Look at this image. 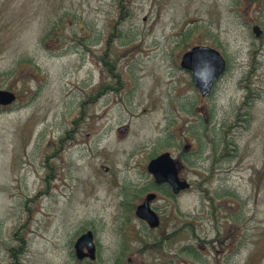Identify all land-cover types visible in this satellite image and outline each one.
<instances>
[{
	"label": "rangeland",
	"instance_id": "rangeland-1",
	"mask_svg": "<svg viewBox=\"0 0 264 264\" xmlns=\"http://www.w3.org/2000/svg\"><path fill=\"white\" fill-rule=\"evenodd\" d=\"M123 1L117 23L114 0H0V264H264V0ZM196 44L226 60L205 96L179 66ZM163 150L190 182L174 197L148 189ZM147 191L153 229L121 217Z\"/></svg>",
	"mask_w": 264,
	"mask_h": 264
},
{
	"label": "water",
	"instance_id": "water-1",
	"mask_svg": "<svg viewBox=\"0 0 264 264\" xmlns=\"http://www.w3.org/2000/svg\"><path fill=\"white\" fill-rule=\"evenodd\" d=\"M257 29V26H253L252 30L255 34L259 33ZM179 66L192 72V82L203 96L210 91L214 81L224 71L225 60L216 48L196 44L182 53ZM14 99L15 95L12 92L0 89V105L10 104ZM185 147L187 148L188 145ZM146 170L152 175L155 183H168L173 193L189 187L188 181L178 176V163L168 151H163L151 158L146 165ZM154 195L152 192L146 194L144 200L135 208V215L151 228L159 224L158 215L149 204ZM73 250L78 259L95 258V243L91 230H86L77 236Z\"/></svg>",
	"mask_w": 264,
	"mask_h": 264
},
{
	"label": "trees",
	"instance_id": "trees-1",
	"mask_svg": "<svg viewBox=\"0 0 264 264\" xmlns=\"http://www.w3.org/2000/svg\"><path fill=\"white\" fill-rule=\"evenodd\" d=\"M114 1L116 2V5H117V7L119 9V18L117 20V23H118V22H120L123 19L122 18L124 16L123 12H124V10H126V7L124 6V1L123 0H114ZM120 10H121V12H120ZM190 33H191L190 31L183 33V38L181 39L182 45L187 46L189 44V42H190L189 38L191 37ZM108 70H109L108 73H109V75L111 77H116L112 73L113 71L110 68ZM106 87H109V86H107L106 84H103V86L101 88H98L97 90H95L94 95L88 96L86 100L81 102V106H84L85 101L89 102V103L93 102L95 97L97 98L98 96H100L103 93V91H104V89ZM195 126L198 129H203L201 127V126H203V124H201V123H199V125L196 124ZM69 135H70V130L65 131L62 134V136L59 138V141L62 142V140L68 139ZM199 137L200 138H198V140H201V136H199ZM171 138H172V135L167 134V136L165 137V141L164 142L170 143ZM203 138H204V136H203ZM214 155H215V152H214L213 156ZM181 156H182L184 162L187 165H192L193 162L190 160V158L188 156H183V155H181ZM150 188L151 189L152 188L153 189H157L158 191H160L165 196L173 197V195L171 194L169 188L167 186H165V185L157 186L153 182H151L148 189H150ZM134 195L137 196V194H134ZM134 205H135L134 201L131 198H129V197L122 198V200L120 201V209L122 211V216L121 217L123 218V220L126 219V216L128 215V212L132 211V209L134 208ZM124 211L127 212V213L124 214ZM20 242L21 243H20L18 248H15V249H11V247L8 248V250L11 251V253L14 255V257L16 259L19 257V255H21V254H18V253L21 252V250L23 248V243H24L23 240L21 239ZM196 250H197V248H195L191 243L183 244V245H181V247L179 249L180 253H185V254H188V255H195L196 254Z\"/></svg>",
	"mask_w": 264,
	"mask_h": 264
},
{
	"label": "flooded vegetation",
	"instance_id": "flooded-vegetation-1",
	"mask_svg": "<svg viewBox=\"0 0 264 264\" xmlns=\"http://www.w3.org/2000/svg\"><path fill=\"white\" fill-rule=\"evenodd\" d=\"M182 150H185V152H187V151L189 150V147L186 148L185 146H183ZM155 155H156V154H155ZM155 155H154V156H155ZM154 156H152V157H154ZM152 157H150V158H152ZM162 185L167 186V187L169 188V190L171 191V187H170L168 184H164V183H163ZM147 192H148V191H147ZM147 192H146V193H147ZM153 192L157 193L156 191H153ZM146 193H145V194H146ZM155 198H156V195H155L154 199H155ZM143 199H144V197L142 198V200H143ZM154 199H153V200H154ZM142 200L139 201L138 203H136L134 207H136L140 202H142ZM153 200H152V201H153ZM152 201H151V202H152ZM153 209H154V208H153ZM154 210H155V209H154ZM133 211H134V210H133Z\"/></svg>",
	"mask_w": 264,
	"mask_h": 264
}]
</instances>
